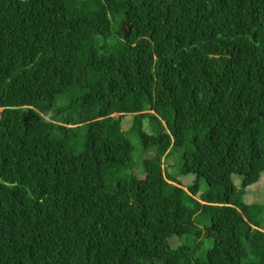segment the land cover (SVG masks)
I'll return each instance as SVG.
<instances>
[{"label":"trees","instance_id":"1","mask_svg":"<svg viewBox=\"0 0 264 264\" xmlns=\"http://www.w3.org/2000/svg\"><path fill=\"white\" fill-rule=\"evenodd\" d=\"M0 109V264H264V0H0Z\"/></svg>","mask_w":264,"mask_h":264},{"label":"rangeland","instance_id":"2","mask_svg":"<svg viewBox=\"0 0 264 264\" xmlns=\"http://www.w3.org/2000/svg\"><path fill=\"white\" fill-rule=\"evenodd\" d=\"M123 30L126 31V27H124ZM155 97L156 99H159L160 101L163 99L162 94L155 95ZM117 115L118 114H116V116ZM3 116H10V114L7 110H4L3 112H1V109H0V119H2ZM130 118L131 117L129 115H126L123 117V121H124L123 130L128 132L126 134L131 143V157H132V164L125 171L133 175H136V176L138 175L139 177H142L143 176V173L141 171L143 170L142 161L147 155L152 153V148L144 147L143 144L140 142V140L137 138L136 134L130 131V128H131ZM176 120H177V116H176ZM173 154H174L173 157H168L163 163L166 173L173 177L176 176L177 180H179L183 184L186 181H189V184L192 183L191 185L193 188L192 190H189V192L193 196L198 197L200 190H198V188L195 185H196V182L198 181L201 183V179L198 177H194L193 174L178 175L179 173L178 153L175 152ZM243 169L244 167L242 165L236 168V170H239V171ZM234 181L237 184L240 183V177L235 176ZM246 191L248 192L244 194L242 197L240 210L245 213H249V215H253V218L255 219V221L261 224L264 223V172L260 174V178L257 182L248 186V189H246ZM257 203H260L261 208H257ZM201 227H204V224H201ZM206 227L208 226H205V228ZM179 241H180L179 239H176V242H179ZM212 243H213L212 239L211 240L207 239L205 243V248L210 247Z\"/></svg>","mask_w":264,"mask_h":264},{"label":"water","instance_id":"3","mask_svg":"<svg viewBox=\"0 0 264 264\" xmlns=\"http://www.w3.org/2000/svg\"><path fill=\"white\" fill-rule=\"evenodd\" d=\"M211 227H212V225H210L209 227H207L206 230L208 231Z\"/></svg>","mask_w":264,"mask_h":264}]
</instances>
